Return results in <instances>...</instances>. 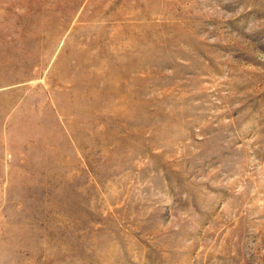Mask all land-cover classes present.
Masks as SVG:
<instances>
[{
    "label": "rangeland",
    "instance_id": "374dc122",
    "mask_svg": "<svg viewBox=\"0 0 264 264\" xmlns=\"http://www.w3.org/2000/svg\"><path fill=\"white\" fill-rule=\"evenodd\" d=\"M0 264H264V0H0Z\"/></svg>",
    "mask_w": 264,
    "mask_h": 264
}]
</instances>
